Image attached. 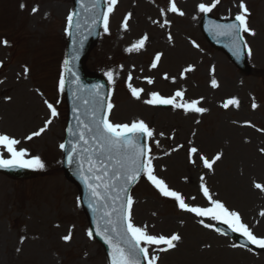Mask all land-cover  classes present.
<instances>
[{
	"label": "rangeland",
	"instance_id": "1",
	"mask_svg": "<svg viewBox=\"0 0 264 264\" xmlns=\"http://www.w3.org/2000/svg\"><path fill=\"white\" fill-rule=\"evenodd\" d=\"M174 2L184 15L170 10L172 0H159V10L149 0H120L114 11L109 12L108 8L109 15L119 11V16L90 54L88 69L112 73V81H116L111 89L112 122L131 125L143 121L148 125L153 136L147 137V149L151 151L147 152L146 162L150 157L155 168L158 165L160 175L186 204L209 205L200 196L203 185L213 199L238 212L256 235L264 236V217L263 223L256 221L253 205L259 204V193L264 194L254 186L256 183L264 186V0H243L250 11L249 27L255 32V35L242 33L252 61V72L244 77L237 72V76L232 75L226 68V58L207 48L199 35L198 6L213 0ZM240 2L221 0L211 12L224 17L237 15L242 11ZM160 5H164L163 9ZM69 7L70 0H0V42L6 40L12 44L8 49L0 45V134L19 140L17 150L25 149L26 158L39 156L44 164L40 170L45 171L43 176L26 182H13L0 176V264L105 262L101 249L88 239L86 220L75 200L77 190L66 181L58 161L55 162L66 113L59 101L57 63L65 44L62 33ZM33 8L38 10L33 12ZM155 34L157 43L151 41ZM145 36L148 39L143 48L128 50ZM155 48L159 49L161 61L153 68L149 61ZM188 67L194 70L185 72ZM213 79L221 83L216 93L212 92ZM171 81L175 83L173 86ZM131 88L143 90L140 99L132 95ZM40 91L55 103L59 120L29 140L27 137L44 127L49 119ZM178 91L184 96L177 97V102L198 100V106L207 111L186 113L173 106L161 110L144 103L153 92L170 98ZM230 98L239 101L243 114L222 113L217 109ZM245 121L262 130L250 129L248 134L232 125ZM233 128L238 131L230 135ZM193 147L197 153L190 154ZM0 154L10 158L2 147ZM217 154L221 159L212 169L204 167L199 158L211 160ZM247 193H252V200H248ZM132 200V216L138 227L146 226L151 235L181 237V246L175 251L168 254L159 251L158 264L201 261L186 262L181 259L184 253L207 257L211 264L230 259V264H264V251H251L261 258L246 261L247 257L230 250V240L211 239V234L196 222L177 214L175 205L159 202V195L146 182L133 192ZM69 233L71 240L66 242L63 237Z\"/></svg>",
	"mask_w": 264,
	"mask_h": 264
},
{
	"label": "snow or ice",
	"instance_id": "2",
	"mask_svg": "<svg viewBox=\"0 0 264 264\" xmlns=\"http://www.w3.org/2000/svg\"><path fill=\"white\" fill-rule=\"evenodd\" d=\"M220 0H213L211 5L206 6L205 4H199V11L202 13H209L213 8L216 7ZM109 12L112 11V5L116 3V0H108ZM21 7H24L22 4ZM239 8L242 10L239 14L235 16V21L238 23H232L227 25H217L221 35L230 36L233 38V45L239 53L240 46L247 48V44L244 42L241 33H248L250 35H255L254 30L249 27L248 24V9L246 8L243 0L239 3ZM38 9L33 8L32 11L36 12ZM170 10L179 15H184L183 12H179L174 0H172ZM104 20V30L108 31V15L105 14ZM68 27H72L73 16L70 14L67 17ZM167 23V22H165ZM127 27V21L125 20V28ZM147 36L139 40L129 51L136 50L139 51L143 48ZM171 39V36H169ZM3 43L7 45V41L4 40ZM251 50L249 49V55ZM160 60V55H156L152 67H157V63ZM65 67L68 65V61L65 60ZM191 67L186 68L185 72L193 71ZM27 72V69H25ZM109 80H112V73H107ZM168 79L167 75L164 77ZM131 79V77H129ZM148 83L151 84L152 80L149 79ZM60 90L64 89V79L61 77ZM213 88L218 87L217 81L213 79L211 81ZM143 90L137 88H131L132 95L140 99V94ZM184 93L178 91L174 96L170 98H164L156 92L151 93V98L146 99L144 103L149 105H171L174 108H181L184 112L193 113H204L207 109L198 106L200 101L194 100L187 103L177 102V97L182 98ZM10 99V98H9ZM48 109L51 112V117H56L58 115L56 108L45 101ZM229 106H239V101L235 98H230L226 100L222 107L225 109ZM100 107H103V101L100 102ZM112 104H108L107 108L111 110ZM253 108L256 104L252 105ZM52 123V119L45 121L44 127L37 131H34L27 137L31 140L33 137L40 136L44 131H46L47 126ZM92 137V143L95 144V148L91 150L87 148H79L77 144H72L71 152L68 154V162L71 164L73 162L74 156L77 153H88L86 160L88 167L85 170L83 164H81V179L88 187L90 196L94 203H90L89 207L92 208L94 212L100 210V205L103 206V215L101 217L106 225L105 228L100 229L99 222L97 224L96 235L102 236L104 242L109 245L111 249V264H141V257L147 262V264H156L159 259L157 256H150L149 247L151 246H161L159 251L166 252L170 249L176 247V243L181 237L178 234H172L170 236L164 235H151L148 233L146 226L137 227L132 222L131 217V207L133 204L132 197L128 194L129 186L134 183L139 178L140 174L143 172L147 179L153 184V186L165 197H170L174 199L178 206L189 213H193L198 217H206L209 220L218 221L228 225L233 233H239L240 235L246 237L248 243L255 245L258 248L264 249V238H257L249 228L241 222V217L238 212L230 211L221 201L215 200L211 197L207 187L201 185L203 195L208 199V207H192L184 202L183 197L175 191L168 188L167 184L154 175V169L152 167L151 158L147 159L144 163L143 159L150 149H146L139 143V137H152L153 131L146 125L143 121L133 122L129 124H114L110 122L107 116L102 118H97L94 113L92 116V122L90 124L84 125ZM70 135H75L71 128L68 129ZM79 141L83 142L84 145L89 144V140L86 139L85 132L81 131L79 133ZM20 141L10 137L7 134H0V147L5 149L10 155V158L5 159L3 155L0 154V168H33V169H43L44 164L42 163L39 156H35L30 159H25L28 155L25 149L17 150V145ZM62 150L65 149L64 144H60ZM190 154L197 153L195 147L191 148ZM264 151V150H262ZM82 160L85 159L84 156L81 157ZM202 160L204 167L212 169L213 165L221 159V155L217 154L214 158L209 160L204 156L199 157ZM111 165V170L110 166ZM117 181H122V185L117 189ZM257 189L264 191V186L259 183L254 185ZM116 194L113 195L112 193ZM121 194H123L124 199L119 203L117 207V202L121 201ZM111 200L112 203L109 205L107 201ZM264 215V213H261ZM203 223V221H201ZM110 226V227H108ZM205 228L210 227L209 224H203ZM111 231L114 234L115 239L108 233ZM92 232H88V236L92 237ZM67 242L71 240V233L63 237ZM23 241H21L22 243ZM144 246H141V245ZM19 251V249H18Z\"/></svg>",
	"mask_w": 264,
	"mask_h": 264
},
{
	"label": "bare ground",
	"instance_id": "3",
	"mask_svg": "<svg viewBox=\"0 0 264 264\" xmlns=\"http://www.w3.org/2000/svg\"><path fill=\"white\" fill-rule=\"evenodd\" d=\"M249 197H252V194H248ZM239 253L240 257L244 258V257H247L246 261L249 260L250 258H253L251 256H248L246 255L245 253H242L241 251H236ZM234 256V255H233ZM235 259V257H233ZM181 259H183L184 261L186 262H190L192 260H201L200 262L198 261L197 264H211L209 261H208V258L207 257H197L195 255H192L191 253H184L181 255ZM231 259L228 260L227 262L225 263H222V264H230L231 263ZM214 264H220L218 261Z\"/></svg>",
	"mask_w": 264,
	"mask_h": 264
}]
</instances>
